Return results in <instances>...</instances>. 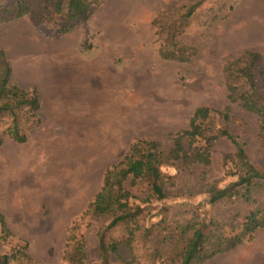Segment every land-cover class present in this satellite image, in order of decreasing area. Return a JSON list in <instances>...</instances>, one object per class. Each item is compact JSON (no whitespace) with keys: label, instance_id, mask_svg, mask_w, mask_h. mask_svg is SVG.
Masks as SVG:
<instances>
[{"label":"rangeland","instance_id":"obj_1","mask_svg":"<svg viewBox=\"0 0 264 264\" xmlns=\"http://www.w3.org/2000/svg\"><path fill=\"white\" fill-rule=\"evenodd\" d=\"M200 1L180 38L197 48L196 55L189 62L161 58L153 21L176 9L186 12ZM97 2L87 23L60 36L55 25L36 26L28 17L0 22V48L13 68L12 82L37 88L41 98V125L27 132L25 143L5 136L0 147V213L15 236L1 248L11 253L21 240L28 241V264H66L69 228L101 189L107 167L137 140L156 141L168 151L174 135L189 129L198 108L212 110L205 136L229 130L249 163L264 174L260 120L229 102L223 74L225 63L244 51L260 53L264 64V0ZM7 3L0 0V6ZM227 108L228 119L216 113ZM2 120L6 130L8 118ZM205 143L199 138L192 146L187 140L184 144L192 152ZM237 152L222 137L214 141L209 164L164 165L158 176L165 201L148 198L145 185L133 188L146 207L143 225L164 217L174 228L196 227L193 243L181 242L177 251L192 253L197 264H264V229L214 257L200 244L204 238L214 243L239 234L250 212L264 215V178L222 197L244 175ZM109 221L89 215L82 219L91 264H101L97 233ZM111 236L122 239L126 231L120 228ZM134 245L133 257L121 247L125 259L134 258L132 264H172L169 254L154 261L149 245L139 239Z\"/></svg>","mask_w":264,"mask_h":264},{"label":"trees","instance_id":"obj_2","mask_svg":"<svg viewBox=\"0 0 264 264\" xmlns=\"http://www.w3.org/2000/svg\"><path fill=\"white\" fill-rule=\"evenodd\" d=\"M89 0H8L0 6V22H10L28 17L36 26L55 25L57 33H70L77 26L87 23L97 9L98 2ZM202 4L198 2L190 6L186 12L176 9L157 17L153 24L157 29L161 48L159 54L165 60L189 62L197 53L194 45L185 43L180 38L185 34L195 9ZM227 97L231 104H239L247 112L258 116L260 131L264 132V64L260 53L244 51L234 59L228 60L223 67ZM13 68L6 51L0 48V147L9 136L17 143L27 141V132L39 127L41 119V98L37 88H23L12 82ZM227 108L216 113L228 119ZM215 113V112H214ZM212 110L209 107L198 108L190 121L189 129L174 135L173 146L168 151L161 149L156 141L137 140L132 143L117 163L107 167L104 173L103 185L87 205L83 217L74 221L69 228V237L64 247L63 259L66 264H91L86 250V238L81 234L82 219L90 217H108L109 223L99 229L98 249L101 264H114L116 260L124 264H132L134 258L125 259L121 247L126 248L133 257L137 239L149 245L151 260L162 259L169 254L172 264H197L192 253L180 254L177 248L181 242L191 245L198 233L196 227H171L168 220L161 217L159 222L146 227L143 225L146 207L143 199L132 190L147 188L148 198L158 202L165 201L167 194L164 184L160 183L158 174L164 165L185 163L209 164L210 152L214 141L225 137L238 148L237 158L244 175L232 187L222 191V197H232L237 194L235 187L246 185L250 187L255 180L264 178L247 159L246 152L236 137L224 129L216 135L205 136L204 124L210 118ZM8 118V128L3 130V118ZM199 138L205 144L194 147L190 152L185 147V141L190 145ZM156 160V161H155ZM165 210V209H164ZM143 219V220H142ZM0 264H28L30 244L21 240L17 250L3 253L2 248L9 238H13L5 216L0 213ZM124 229L126 236L122 239L111 236L118 229ZM264 229V215L261 212H250L245 216L243 228L239 234L214 243L205 238L200 241L203 251L210 257L230 252L244 241L254 238L257 231ZM189 231L191 232L188 235ZM15 237V236H14ZM207 244H210L205 248ZM169 250V251H168ZM167 258V257H166Z\"/></svg>","mask_w":264,"mask_h":264}]
</instances>
